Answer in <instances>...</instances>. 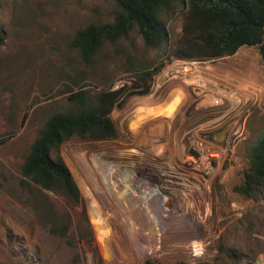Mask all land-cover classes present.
Listing matches in <instances>:
<instances>
[{
	"label": "rangeland",
	"instance_id": "374dc122",
	"mask_svg": "<svg viewBox=\"0 0 264 264\" xmlns=\"http://www.w3.org/2000/svg\"><path fill=\"white\" fill-rule=\"evenodd\" d=\"M115 6V0H1L0 264H94L95 257L103 264L264 260V200L232 189L243 181L249 147L264 133L257 48L215 60L167 58L181 32L178 3L164 19L168 41L160 48L146 46L132 30L82 62L72 36L90 23L113 21ZM131 62L161 68L148 93H135L110 112L117 136L74 135L58 146L80 203L71 206L34 184L30 193L20 167L44 121L68 110L69 95L80 88L94 98L100 89L130 85ZM195 140L215 151L209 160ZM144 186L165 194L145 199ZM45 206L50 217L67 223L64 236L50 232L48 217L40 220ZM198 239L206 252L195 259L190 244Z\"/></svg>",
	"mask_w": 264,
	"mask_h": 264
},
{
	"label": "trees",
	"instance_id": "16d2710c",
	"mask_svg": "<svg viewBox=\"0 0 264 264\" xmlns=\"http://www.w3.org/2000/svg\"><path fill=\"white\" fill-rule=\"evenodd\" d=\"M115 3L113 21L90 23L72 36L70 46L82 62L90 63L103 43L126 38L132 30L137 31L146 46L160 48L168 41L164 19L172 15L180 3L184 8L181 32L176 44L165 52L167 58L215 60L231 56L244 46H254L264 67V0H188L187 3L179 0H115ZM3 40L0 31V43ZM131 66L134 77L130 85L124 82L116 88L100 89L94 98L80 88L69 95L72 105L68 110L54 112L44 121L20 167L21 184L30 193L34 189L53 191L61 194L71 206L80 203L79 188L58 152V146L74 135L93 140L117 136L110 112L129 96L148 93L153 75L161 68V65L148 67L142 64L133 68L132 62ZM51 151H56L55 155H51ZM246 157L243 181L232 189L254 201L264 200V133L249 147ZM31 184L35 185L34 189ZM34 209L40 210L38 205H34ZM42 209L38 212L40 220L48 217L50 232L64 236L67 223L50 217L48 206ZM94 264L103 263L95 257ZM144 264L159 263L146 260Z\"/></svg>",
	"mask_w": 264,
	"mask_h": 264
},
{
	"label": "built area",
	"instance_id": "2783aa9c",
	"mask_svg": "<svg viewBox=\"0 0 264 264\" xmlns=\"http://www.w3.org/2000/svg\"><path fill=\"white\" fill-rule=\"evenodd\" d=\"M181 3H187L188 0H179ZM227 133V132H226ZM194 148L196 149L197 152H199V154L202 155H206L203 156V158L205 159H210L211 155H213V152H215L214 150H212L211 148H209L208 146H206V143L204 140H195L194 142ZM194 154H197L196 152H193ZM194 155L190 156L193 160H194ZM163 174V173H162ZM161 177H165V175L163 174ZM166 180V178H164V181ZM163 181V182H164ZM206 252V242L198 239V240H193L190 244V253L191 255L195 258V259H199L201 257H203L205 255ZM201 264H264V260H254V261H250V262H244V263H220V262H216V261H205L202 262Z\"/></svg>",
	"mask_w": 264,
	"mask_h": 264
},
{
	"label": "bare ground",
	"instance_id": "6f19581e",
	"mask_svg": "<svg viewBox=\"0 0 264 264\" xmlns=\"http://www.w3.org/2000/svg\"><path fill=\"white\" fill-rule=\"evenodd\" d=\"M92 156V155H91ZM95 156V155H94ZM94 156H92V157H94ZM93 159V158H92ZM91 159V160H92ZM92 162V161H91ZM94 164V163H93ZM109 172V171H108ZM112 173V172H111ZM102 175V174H101ZM106 175H107V173H106ZM132 175H133V173H131V174H129V175H125L126 176V180H131L132 181ZM104 178V177H103ZM108 178V177H107ZM106 178V179H107ZM98 182H96V184H97ZM104 184V183H103ZM110 184L112 185V183L110 182ZM109 185V184H108ZM98 186V185H97ZM108 188V187H107ZM144 194H143V198H145V199H151V198H153V197H158L159 195H164L165 194V190H163L162 188H158V187H152V186H144ZM195 188H197V187H195ZM101 189V188H100ZM99 190V189H98ZM104 190V189H103ZM114 191V190H113ZM106 193V192H105ZM129 193V192H128ZM134 194V193H133ZM109 195V194H108ZM121 200V199H120ZM115 201H116V199H115ZM143 207V206H142ZM155 217V216H154ZM146 226V225H145ZM148 227V226H147ZM146 228V227H145ZM137 229V228H136Z\"/></svg>",
	"mask_w": 264,
	"mask_h": 264
},
{
	"label": "water",
	"instance_id": "95a60500",
	"mask_svg": "<svg viewBox=\"0 0 264 264\" xmlns=\"http://www.w3.org/2000/svg\"><path fill=\"white\" fill-rule=\"evenodd\" d=\"M228 128H225L221 131V135L224 137L226 135ZM219 141H221L220 137L218 138Z\"/></svg>",
	"mask_w": 264,
	"mask_h": 264
}]
</instances>
